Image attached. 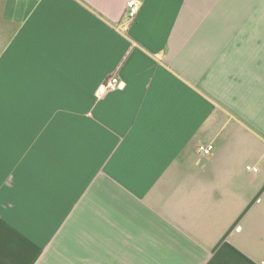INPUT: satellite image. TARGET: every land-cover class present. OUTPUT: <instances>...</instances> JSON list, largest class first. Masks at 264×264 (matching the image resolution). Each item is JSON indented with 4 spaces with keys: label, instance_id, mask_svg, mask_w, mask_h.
Instances as JSON below:
<instances>
[{
    "label": "crops",
    "instance_id": "obj_1",
    "mask_svg": "<svg viewBox=\"0 0 264 264\" xmlns=\"http://www.w3.org/2000/svg\"><path fill=\"white\" fill-rule=\"evenodd\" d=\"M127 1L0 0V264L44 172L100 263L264 264V0Z\"/></svg>",
    "mask_w": 264,
    "mask_h": 264
},
{
    "label": "rangeland",
    "instance_id": "obj_2",
    "mask_svg": "<svg viewBox=\"0 0 264 264\" xmlns=\"http://www.w3.org/2000/svg\"><path fill=\"white\" fill-rule=\"evenodd\" d=\"M49 178V172H44L42 182H27L26 198L5 199L10 201L7 205L11 213L6 214L10 225L4 221L3 233L10 239L11 248L25 252L27 264H82L76 260L83 254L90 256L88 264H105L99 259L106 254L107 247L105 251L98 245L97 230L83 229L81 214L76 216L73 201L68 202L66 186L59 181L53 183L54 190ZM6 184L11 186L12 194L18 193L12 182Z\"/></svg>",
    "mask_w": 264,
    "mask_h": 264
},
{
    "label": "built area",
    "instance_id": "obj_3",
    "mask_svg": "<svg viewBox=\"0 0 264 264\" xmlns=\"http://www.w3.org/2000/svg\"><path fill=\"white\" fill-rule=\"evenodd\" d=\"M140 8V3L136 0H128L124 10V16L127 22L132 21ZM119 85V79L116 74L110 75L104 82H102L96 89V95L101 96L105 93L115 90ZM211 145H201L199 150L203 154H208L211 150Z\"/></svg>",
    "mask_w": 264,
    "mask_h": 264
}]
</instances>
